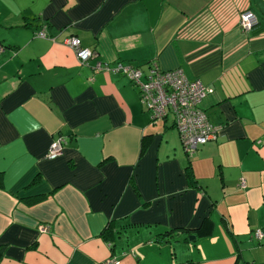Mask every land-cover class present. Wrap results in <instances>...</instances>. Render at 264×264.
I'll list each match as a JSON object with an SVG mask.
<instances>
[{
	"label": "crops",
	"instance_id": "crops-1",
	"mask_svg": "<svg viewBox=\"0 0 264 264\" xmlns=\"http://www.w3.org/2000/svg\"><path fill=\"white\" fill-rule=\"evenodd\" d=\"M0 46V264H264V0H0ZM152 62L213 89L190 157L113 71Z\"/></svg>",
	"mask_w": 264,
	"mask_h": 264
},
{
	"label": "built area",
	"instance_id": "built-area-1",
	"mask_svg": "<svg viewBox=\"0 0 264 264\" xmlns=\"http://www.w3.org/2000/svg\"><path fill=\"white\" fill-rule=\"evenodd\" d=\"M258 24L257 17L250 11H244L239 16L242 32L252 31ZM44 37L43 31L37 33ZM67 45L71 47L81 65L96 55L92 50L83 48L78 38H70ZM4 49L0 46V53ZM97 71L108 70L106 66L96 65ZM121 73L138 89L139 100L152 120H162L169 115L174 121L175 128L185 153L192 156L198 148L217 138L219 127L211 124L201 108L202 100L213 91L199 81H189L182 70L164 71L156 63L149 66L147 73L139 68L117 64L113 70ZM63 138L52 142L47 154L48 159H54L61 154ZM244 188V182H241ZM49 227L40 226V233H48ZM252 237L257 242L264 241V230H255ZM109 259L105 264H116Z\"/></svg>",
	"mask_w": 264,
	"mask_h": 264
},
{
	"label": "trees",
	"instance_id": "trees-1",
	"mask_svg": "<svg viewBox=\"0 0 264 264\" xmlns=\"http://www.w3.org/2000/svg\"><path fill=\"white\" fill-rule=\"evenodd\" d=\"M244 11H247V10H243V11H241L240 12V14L242 13V12H244ZM248 11H250V10H248ZM250 12H252V11H250ZM253 13V12H252ZM240 14H239V16H240ZM254 14V13H253ZM255 15V14H254ZM256 16V15H255ZM257 17V16H256ZM258 25V24H257ZM154 62H152V63H149L148 64V68H149V66H151L152 64H153ZM136 68H138V67H136ZM160 68V67H159ZM140 69V68H139ZM176 69H180V68H176ZM141 70V69H140ZM172 70H174V69H172ZM181 70V69H180ZM147 71H148V69H147ZM168 71V70H167ZM183 72V71H182ZM147 73V72H146ZM145 74V73H144ZM183 74H184V72H183ZM185 75V74H184ZM186 77V76H185ZM187 78V77H186ZM188 79V78H187ZM189 81H198V80H190V79H188ZM200 82V81H199ZM208 88V87H207ZM209 89H211V88H209ZM212 91H213V89H212ZM208 96V95H207ZM206 96V97H207ZM205 97V98H206ZM204 98V99H205ZM203 99V100H204ZM202 100V101H203ZM202 108V107H201ZM202 110H203V112H205L204 111V109L202 108ZM205 114H206V112H205ZM206 116H207V118H208V115L206 114ZM208 121H209V119H208ZM210 122V121H209ZM173 126H174V128H175V125L173 124ZM178 136H179V134H178ZM180 139V138H179ZM199 149V148H198ZM197 152V151H196ZM195 152V153H196ZM194 153V154H195ZM187 155V154H186ZM188 157H190L189 155H187ZM188 168H189V166H188ZM109 227L108 228H106V230H105V232L103 233L104 234V236H107L108 237V235H109ZM181 233H186V231L184 230V231H181ZM202 233H204L203 231L202 232H200V234H202ZM106 237V238H107ZM176 238H177V231L176 230H170V231H168V232H166L165 234H164V236L163 237H159V238H156V239H154V241L156 242V243H162V244H171L172 242H176L177 240H176ZM2 255H3V251H2V247L0 246V261H1V259H2Z\"/></svg>",
	"mask_w": 264,
	"mask_h": 264
},
{
	"label": "water",
	"instance_id": "water-1",
	"mask_svg": "<svg viewBox=\"0 0 264 264\" xmlns=\"http://www.w3.org/2000/svg\"><path fill=\"white\" fill-rule=\"evenodd\" d=\"M187 239H188L189 242H191V241H193L195 239V237L191 235V236H188Z\"/></svg>",
	"mask_w": 264,
	"mask_h": 264
},
{
	"label": "rangeland",
	"instance_id": "rangeland-1",
	"mask_svg": "<svg viewBox=\"0 0 264 264\" xmlns=\"http://www.w3.org/2000/svg\"><path fill=\"white\" fill-rule=\"evenodd\" d=\"M169 118H171V116L169 115ZM188 238V237H187Z\"/></svg>",
	"mask_w": 264,
	"mask_h": 264
}]
</instances>
